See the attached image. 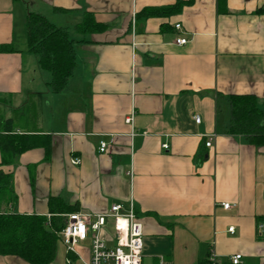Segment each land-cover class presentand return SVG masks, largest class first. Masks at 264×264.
Listing matches in <instances>:
<instances>
[{"label": "crops", "instance_id": "obj_1", "mask_svg": "<svg viewBox=\"0 0 264 264\" xmlns=\"http://www.w3.org/2000/svg\"><path fill=\"white\" fill-rule=\"evenodd\" d=\"M29 14L72 42L59 93L29 51ZM87 14L104 29L76 31ZM229 96L253 97L264 114V0H0V136L23 149L0 165L14 196L0 213L49 218L51 200L62 218L132 205L142 264H201L210 250L215 264L236 254L264 264V146L227 133ZM89 246L75 248L84 260L63 247L60 263L84 264Z\"/></svg>", "mask_w": 264, "mask_h": 264}, {"label": "trees", "instance_id": "obj_2", "mask_svg": "<svg viewBox=\"0 0 264 264\" xmlns=\"http://www.w3.org/2000/svg\"><path fill=\"white\" fill-rule=\"evenodd\" d=\"M26 29L29 51L38 56L39 67L51 74L50 89L54 93L63 91L75 69L74 49L66 31L54 27L38 14L28 15ZM103 29L90 14L85 15L84 20L76 26V31L82 34ZM228 106L230 124L227 133L243 136L256 147L264 146V114L257 109L255 99L251 96H229ZM13 139L12 136H0L1 166L9 165L23 150L19 147L16 149ZM13 198L10 174L0 170V200L10 201ZM50 205H54V208L49 218L0 213L1 256L15 257L26 264H50L54 260L56 245L60 241L58 233L64 224V218L60 215L67 210L56 207L58 201L55 200H51Z\"/></svg>", "mask_w": 264, "mask_h": 264}, {"label": "built area", "instance_id": "obj_3", "mask_svg": "<svg viewBox=\"0 0 264 264\" xmlns=\"http://www.w3.org/2000/svg\"><path fill=\"white\" fill-rule=\"evenodd\" d=\"M179 29V25L175 26ZM187 43L185 38L175 40L176 45ZM130 118L126 122H130ZM194 122L200 123V118L194 116ZM212 138H208L205 147H210ZM164 149L166 145L162 146ZM100 153L106 151V144L100 143ZM73 165H78V160L72 161ZM224 210L231 208L228 203L220 204ZM64 224L58 233L60 241L66 248L68 255H75V248L82 242L89 240V258L83 261L84 264H142V224L134 214L130 205L125 209L121 204H114L104 215L92 216L80 212H72L63 216ZM111 219L112 234L107 231L108 220ZM257 234L264 237V225H257ZM233 233V228L228 229ZM80 258V257H79ZM216 257L210 250L208 256L201 264H215ZM242 256L233 255L229 258L231 264H240ZM66 264H71L70 258H66ZM155 264H170L163 259H159Z\"/></svg>", "mask_w": 264, "mask_h": 264}, {"label": "rangeland", "instance_id": "obj_4", "mask_svg": "<svg viewBox=\"0 0 264 264\" xmlns=\"http://www.w3.org/2000/svg\"><path fill=\"white\" fill-rule=\"evenodd\" d=\"M107 231H108V233H109L110 235L112 234V226H111V225L107 226ZM63 247H64L63 243H62L61 241H59V242L57 243V247H56V251H55V258H54V261H53L51 264H61L60 261H59V259H60V257H61L62 252H63ZM64 248H65V247H64ZM79 256H80L83 260H84V259H87L86 256H85V254H84V252H80V251H79ZM74 264H81V263H79V262L76 261ZM143 264H152V260H151V258L145 256V257L143 258Z\"/></svg>", "mask_w": 264, "mask_h": 264}]
</instances>
